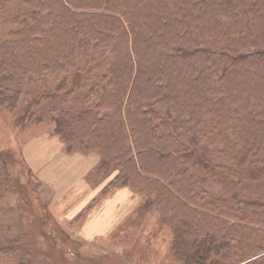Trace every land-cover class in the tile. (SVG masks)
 I'll return each mask as SVG.
<instances>
[{
	"label": "trees",
	"instance_id": "trees-1",
	"mask_svg": "<svg viewBox=\"0 0 264 264\" xmlns=\"http://www.w3.org/2000/svg\"><path fill=\"white\" fill-rule=\"evenodd\" d=\"M41 9L39 23L0 46L6 74L75 69L102 52L114 61L103 79L115 96L50 113L67 152H97L103 172L119 169L105 192L144 195L142 208L173 228L181 263L264 264V201L241 189L264 181V0H41ZM67 83L47 98L57 101ZM4 91L0 103L12 108ZM165 134L179 147L169 149ZM7 153L5 166L26 162ZM180 173L196 186L171 183ZM224 184L233 191L223 194Z\"/></svg>",
	"mask_w": 264,
	"mask_h": 264
},
{
	"label": "rangeland",
	"instance_id": "rangeland-1",
	"mask_svg": "<svg viewBox=\"0 0 264 264\" xmlns=\"http://www.w3.org/2000/svg\"><path fill=\"white\" fill-rule=\"evenodd\" d=\"M45 15L41 0H1L0 46L10 41V32L24 23L37 24ZM42 31L47 33L44 30L38 32L44 35ZM113 62L110 52H102L93 56V61L88 65L82 61L75 69L59 71L53 63L47 68L38 65L25 72L19 69V75L15 76L6 74V69L1 66L0 84L15 102L12 108L8 107L9 104L0 103V152H12L13 155H5L8 161H12L15 155L21 158L23 145L28 140L54 129L50 115L53 111L93 109L97 102L104 101L106 95L110 99L115 96L116 90L112 91L108 80L103 79ZM77 73L82 76L78 78L79 88L74 89L71 83ZM65 80L69 87L68 83L61 87L59 99H48L47 94L55 91L58 84ZM105 104L107 106L103 112H108L110 105L108 102ZM24 125L25 128L21 129ZM162 141L169 149L179 147L174 143V138H168L166 134ZM80 151L75 148L73 152L82 153ZM92 153L96 159L83 174L89 173L86 178L89 186L85 180L82 181L74 201L82 205L87 199L90 201L92 194L96 197L69 222L66 221L67 215L74 208H68L66 216H61L60 212H57L60 216H56L52 205L55 190L28 167L30 173L22 158L21 164L5 166L0 163V190L5 191L4 197L0 196V264H183L177 256L173 228L163 221L156 208H142L146 198L144 195L114 193L119 189L117 187L105 192L119 169L111 168L103 172L99 168L100 155ZM147 164L150 162L147 161ZM188 177L180 173L169 180L187 190L190 186H196L192 181L188 186ZM207 183L217 182L209 178ZM228 186L224 184L223 194L233 191ZM203 188L208 190L209 187ZM241 189L246 190L244 196L247 198L253 196L264 201V181L246 183ZM103 199L114 202L119 199L124 206L111 208L102 224L92 220L84 223L90 211L92 218L101 210ZM181 213L185 214L178 210L176 216ZM111 224L112 229L109 228ZM84 228H89V233L86 234Z\"/></svg>",
	"mask_w": 264,
	"mask_h": 264
},
{
	"label": "crops",
	"instance_id": "crops-1",
	"mask_svg": "<svg viewBox=\"0 0 264 264\" xmlns=\"http://www.w3.org/2000/svg\"><path fill=\"white\" fill-rule=\"evenodd\" d=\"M42 140L43 142L46 143H52L53 147L52 150H48L47 148H33V144L37 141ZM26 164L29 168L32 169L33 172L37 176L40 177L41 180H43L47 185L51 186L55 190V198L53 197L52 199V205L54 207V214L56 216H60L57 212L61 213V216H66L67 210L70 207H73L74 210L67 215L66 221H70L74 216L79 215L80 212L93 200L96 196L94 194L91 195L90 201L88 202L89 199H87L82 205L76 204V200L74 201L75 198L78 197V193L80 191L79 184L82 183V181L85 180L89 176L88 174H83L85 171L91 166L92 162L96 159H94L83 171L82 173L76 178L72 179L69 183L66 185L62 184L58 177L54 176L55 170L52 168L53 162L60 156H65L67 158L73 157L75 155H80L85 157L89 155L90 153H70L67 152L66 146L64 145V141H62L58 136H55L53 134V129L51 131H46L42 134H40L38 137L35 139H30L28 140L24 145L22 149ZM46 152L47 154H50V157L46 160L43 161L42 163H37L38 159L41 155V153ZM98 164V163H97ZM97 166V165H96ZM95 166V167H96ZM94 167V168H95ZM93 168V170H94ZM88 185V183L86 182ZM89 186V185H88ZM132 193V191L129 188H119L115 190L114 193H123L125 195H130L129 193ZM71 195V196H69ZM133 194H131L130 197H132ZM101 210L98 213H95V215L91 218V211L87 214V218H85L84 223L87 221L92 220V222H100L101 224L106 221L105 216L111 211V208H118V206H124V202H121L119 199H117L115 202L107 199H103L101 201ZM94 207L91 208V210ZM135 210V208H134ZM128 214H131L130 211H128ZM90 219V220H88ZM83 223V224H84ZM109 228H113V225H109ZM86 234L89 233V228H84Z\"/></svg>",
	"mask_w": 264,
	"mask_h": 264
},
{
	"label": "bare ground",
	"instance_id": "bare-ground-1",
	"mask_svg": "<svg viewBox=\"0 0 264 264\" xmlns=\"http://www.w3.org/2000/svg\"><path fill=\"white\" fill-rule=\"evenodd\" d=\"M52 143H46L42 140L37 141L33 144V148H47L52 150ZM50 157V154L46 152L41 153L38 164L46 161ZM95 159V154L90 153L89 155L83 157L81 155H75L73 157L67 158L65 156L58 157L52 164V168L56 171L54 176L58 177L59 181L66 185L72 179H76L82 171Z\"/></svg>",
	"mask_w": 264,
	"mask_h": 264
}]
</instances>
